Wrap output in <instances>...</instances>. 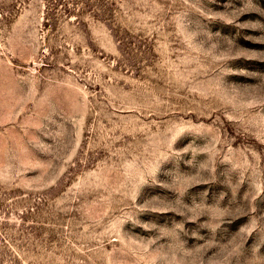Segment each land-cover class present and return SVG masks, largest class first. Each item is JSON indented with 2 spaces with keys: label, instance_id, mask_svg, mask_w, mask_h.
Masks as SVG:
<instances>
[{
  "label": "rangeland",
  "instance_id": "1",
  "mask_svg": "<svg viewBox=\"0 0 264 264\" xmlns=\"http://www.w3.org/2000/svg\"><path fill=\"white\" fill-rule=\"evenodd\" d=\"M0 264H264V0H0Z\"/></svg>",
  "mask_w": 264,
  "mask_h": 264
}]
</instances>
